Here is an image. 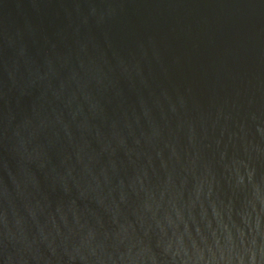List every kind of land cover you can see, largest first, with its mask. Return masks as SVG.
Masks as SVG:
<instances>
[{
  "label": "water",
  "instance_id": "1",
  "mask_svg": "<svg viewBox=\"0 0 264 264\" xmlns=\"http://www.w3.org/2000/svg\"><path fill=\"white\" fill-rule=\"evenodd\" d=\"M0 264H264V0H0Z\"/></svg>",
  "mask_w": 264,
  "mask_h": 264
}]
</instances>
